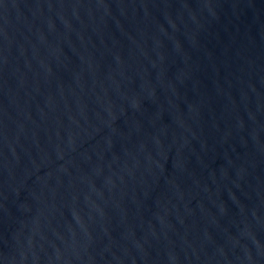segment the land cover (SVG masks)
Segmentation results:
<instances>
[{
  "label": "water",
  "instance_id": "obj_1",
  "mask_svg": "<svg viewBox=\"0 0 264 264\" xmlns=\"http://www.w3.org/2000/svg\"><path fill=\"white\" fill-rule=\"evenodd\" d=\"M0 264H264V0H0Z\"/></svg>",
  "mask_w": 264,
  "mask_h": 264
}]
</instances>
